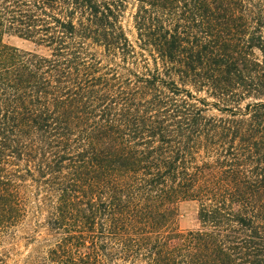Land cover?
I'll return each instance as SVG.
<instances>
[{
	"label": "trees",
	"instance_id": "trees-1",
	"mask_svg": "<svg viewBox=\"0 0 264 264\" xmlns=\"http://www.w3.org/2000/svg\"><path fill=\"white\" fill-rule=\"evenodd\" d=\"M31 200V263L264 264V0H0V239Z\"/></svg>",
	"mask_w": 264,
	"mask_h": 264
},
{
	"label": "rangeland",
	"instance_id": "rangeland-1",
	"mask_svg": "<svg viewBox=\"0 0 264 264\" xmlns=\"http://www.w3.org/2000/svg\"><path fill=\"white\" fill-rule=\"evenodd\" d=\"M133 13V11H132ZM132 13L127 15L125 24L129 32L134 35ZM5 44L23 51H33L35 46L18 36H7ZM29 215L24 224L10 236L0 239V252L6 255V264H37L31 259L44 257L48 250L57 242L55 236L45 228L46 213H39L35 208V200H31ZM201 204L198 202H184L180 205L178 230L181 232L198 230L201 228L199 211Z\"/></svg>",
	"mask_w": 264,
	"mask_h": 264
}]
</instances>
